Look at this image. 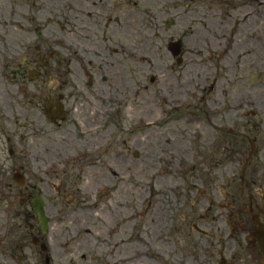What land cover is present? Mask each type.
I'll return each instance as SVG.
<instances>
[{
	"label": "rangeland",
	"instance_id": "obj_1",
	"mask_svg": "<svg viewBox=\"0 0 264 264\" xmlns=\"http://www.w3.org/2000/svg\"><path fill=\"white\" fill-rule=\"evenodd\" d=\"M40 2L41 0H0V91H3L2 87L8 92L16 88L5 75L8 69H4L3 58L6 66L11 64L8 68L13 69L26 53H31L30 49L33 50L35 45L43 43L42 38L34 34L40 22L32 20L33 10L38 9ZM49 2L55 9L62 6L61 0ZM102 2L99 6L100 27L94 28L89 36H83L82 30L86 29H83L76 19H72L70 23L61 20L65 25L63 30L57 24L58 21L41 23L46 24L45 29L53 26L59 34L74 39L79 43L80 49L95 48L94 54L98 53V56L102 55L104 58L110 57V60L115 62V66L112 65L111 68L102 62L95 65L86 64V69L92 71L87 72L82 62H75L74 65L77 67L76 71L85 70L86 74L94 75L92 86L87 88L89 91L96 89V92L105 97L123 98H129L128 94L131 93V102H128L129 107L126 105L125 110L120 112L111 106L107 113L111 116L100 118V121L93 120L95 114L91 111L89 115L84 112L83 117H78L80 126H73L70 120L62 127H56V145L49 155L35 148L38 153L35 150L24 153L23 147H34L33 137L22 143L21 130H17V135L13 132L14 118L7 116L6 119H1L0 116V264L47 262L46 254L32 243V236L27 234L31 225L38 224V220L32 209L28 210L18 198L19 187L13 181V173L15 168L21 165L24 167L27 182L44 190L42 197L48 213H58V209L54 208L57 207L56 200L63 204L62 208L66 212L73 197L76 199L73 208L75 209L77 204L80 206L78 211L70 210L66 214L64 223L57 220L50 225V264H115L112 258L108 257L112 250L115 252L118 249L114 246L115 236H109L103 230L111 226L108 213L117 217L124 215L125 211L135 215V239L138 235L135 264H211L214 251L219 249V241L216 238L223 236L221 232L225 227L224 218L219 221H213L212 217L202 220L199 213L203 209L196 205L199 199L196 192H192L193 199L180 195H187L185 189L199 184L201 178L221 179L226 171L230 175L235 173L236 164L232 162L211 170L204 169V166L197 163L198 150L195 148L199 149L196 134L202 124L200 118L206 117V102H213V98L219 101V97H224V94L241 92L244 87L249 92L252 83L259 81V78L256 74H249L246 83L239 85L237 81H232L231 77L234 75L221 70L220 59L212 57L214 51L220 52L219 45L212 53L207 51V47L210 43L216 46L219 42L228 41V28L236 24H240L237 25L240 27L247 11H252L256 20V24L247 29V34L260 36L264 45V0H184L173 8L165 5L166 0ZM233 2L236 4L233 5ZM137 4L156 8L155 16L150 18L155 25L143 24L148 18L139 10ZM159 6L161 7L158 8ZM108 17L115 20L113 26L106 24ZM168 21H175V24L167 28ZM107 32H115L116 38L107 37ZM178 40H182L183 50L176 58L168 50V43ZM124 42L138 51L147 53L144 56L152 60L150 73L147 63L138 64L132 61L130 64L117 53L114 54V50L120 49ZM45 45L50 46L47 43ZM53 46L62 56L71 57L58 44ZM259 50L258 56L262 66L264 46ZM178 58H181L180 64L177 63ZM164 62L169 68L165 67L163 71ZM262 69L264 74L263 66ZM151 74H158L159 77V74H163L167 82H159L160 77L153 83L150 80ZM83 79L91 81L88 77ZM262 83L259 93H255L261 102L260 106L248 107L250 115H253V111H256L257 115L250 119L261 122L264 121V78ZM159 85L165 87L163 93H168L169 98L178 94V102H184L175 104L180 106L163 102L159 92L156 93ZM143 95L151 97V101L142 98ZM252 101L255 102L253 98ZM67 104L72 107L73 113L77 111L75 101ZM83 105L85 109L83 102L80 107ZM100 105L108 106V102H100ZM127 108L132 109L131 117L127 114ZM148 108L154 109L156 116L162 118L161 124L155 128H147L146 123L140 122L143 116L147 115ZM108 125H111L114 131L109 135L104 132ZM128 125L135 128L134 134L127 131ZM103 144L106 145L105 150L100 148ZM10 149L14 150L15 155H10ZM114 150L128 158L119 163L117 174H109L104 168L102 173L98 165L93 168L87 166L88 163L95 162L99 154H103L102 158L105 159L104 155L111 156ZM200 153L204 155L203 152ZM63 155L70 158L69 164L65 163L60 167L58 165L57 168L68 171L71 184L77 191L58 197L49 185L54 182L53 175L48 174L51 169H46L45 166V169L38 170L37 165L38 157L46 162L48 159L56 160L57 164L59 160L65 162ZM127 164H133V169L127 170ZM102 183L104 193L99 194L98 186ZM106 188L108 190H105ZM83 191L86 192L85 199ZM89 203L95 204V209H91ZM204 204L201 200L200 205ZM25 208L30 213L26 219L20 216V212ZM221 211L214 210L215 213ZM102 218L106 219L104 224L100 222ZM194 222L200 225L210 222V230L207 229L212 233L210 237L198 234ZM217 228L223 230L220 229V232ZM212 240L216 242L213 249ZM29 244L33 246L28 248ZM141 251H146L148 255L141 258ZM6 253H14L15 260L6 259ZM19 255H23L24 259L21 260Z\"/></svg>",
	"mask_w": 264,
	"mask_h": 264
},
{
	"label": "flooded vegetation",
	"instance_id": "obj_2",
	"mask_svg": "<svg viewBox=\"0 0 264 264\" xmlns=\"http://www.w3.org/2000/svg\"><path fill=\"white\" fill-rule=\"evenodd\" d=\"M61 3L62 6L55 9L49 0H41L38 4V9L33 10V22H40L35 28L34 34L42 38V45L37 44L33 50L30 49L31 53H26L24 55L25 57L21 58V62L18 63L17 67L13 69H9L11 64L6 66L3 58L4 69H8L5 75L9 79L10 84L16 86V88H13L12 92H8L2 87L3 91H0V103H2L0 106V116L1 119H6L7 116L11 117V119L14 118L13 132L17 135V130H21L20 139L22 143L29 137H33L34 147H23L24 153L39 149L45 155H49L56 145V127H62L70 120L73 126H80V119L78 117H83L84 112H87L89 115L91 111L95 114L93 120L100 121V118L104 119L111 116V114L107 113L112 107H116L117 112H120V110L124 111L126 105L129 107L128 102H131V93L128 94L129 98L118 96L105 97L99 92H96V89L90 91L87 89L92 86L91 82H93L94 75L85 73V70L92 72L88 68L86 69V64L95 65L102 62L106 67L111 68L112 65L113 67L115 66V62L110 60V57L104 58L102 55L98 56V53L94 54L95 48L93 50L80 49L79 43L72 38L59 34V32L54 30L53 26L45 29L46 24L56 23L58 21L57 24L63 30L65 29V25L62 21L67 20V23H70L72 19H76L78 24L83 26V29H86L85 31L82 30L83 36H89L94 28L100 27L101 15L99 6L103 3L102 0H61ZM134 3H138V1H134ZM167 4L166 0L165 5L169 7ZM232 4L235 5L236 2ZM136 6L152 8V6L147 4H137ZM153 9L156 10V8ZM247 12L252 13V11ZM247 15L246 13L245 16ZM249 15L253 18V14ZM43 21L46 24H42L41 22ZM114 22L115 20L113 18L108 17L106 19L108 26H113ZM230 27L228 28V33ZM249 27L251 26L245 25L243 29V25H241V29H243L242 33L235 35V32L240 30L238 28L233 34L228 35V41L219 42L216 46H214V43H210L208 48L210 53H212L219 45L220 52L216 53L214 51L212 57L214 58L215 56L220 59L219 66L221 70L226 71L229 75H234L231 77L233 79L232 81H237L239 85L246 83V77L249 74H256L259 81L252 83L249 92L244 87L241 92L233 93L232 95L230 93L224 94V97H219V101L213 98V102H206V106L204 107L206 117L204 119H201L202 117L200 118L202 124L196 134L199 149H195L198 150L197 163L200 166H204V169L211 170L215 167L222 168L228 162H232L236 164V171L235 173L232 172L231 175L226 171L221 179L214 178L205 180L201 178L199 179V184L191 185L185 189L187 195H180V197L187 196L189 199H193V196H191L193 194L192 192H196L199 198L196 205L200 209H203L199 213L202 220L212 217L213 221H219L224 218V231H220L223 228H217L223 236L216 238L219 241V249L214 251L211 264H264V121L251 120L250 117L254 118L257 116L256 111L252 112L253 115H250L248 111L249 106L259 107L261 104L259 98L255 96V93L257 94V91L259 93V87L263 85L262 78H264L261 61L258 56V51L260 54L259 48L261 47L262 38L256 34L248 35L247 29ZM115 35V32H107L106 34L111 39L116 38ZM45 43L50 46L45 45ZM53 44H58L71 57L67 55L62 56ZM115 53L120 55L124 60H127L130 64H132V61L138 64L147 63L149 73L152 71V60L144 56L147 53L138 51L125 42L120 49L114 50ZM75 62H82L85 70H81V72L76 71L77 67L74 65ZM177 63L180 64L179 59ZM165 67L169 68L166 62L162 65L163 71ZM216 67L218 69V65ZM159 75L162 80H159V82H167L163 74ZM157 76L158 74H154L153 76L151 74L150 80L156 83L157 78L160 79ZM87 77L91 81L83 79ZM159 87L160 85L156 88V93L159 92V96L163 102L174 106H180L175 104H182L184 102L175 101L176 98H179L178 94L169 98L168 93H163L165 87L161 86L160 91H158ZM142 98H148L151 101V97H147L146 95H143ZM252 98L255 102L252 101ZM71 101H75L78 107H76L77 111L74 113L72 107L67 104V102ZM78 102L80 103L78 104ZM82 102L85 103V109L84 105L80 107ZM100 102H108V106H102ZM126 110L127 114L131 117L132 109L127 108ZM128 115L126 116L129 117ZM156 115L154 109L148 108L147 115L145 114L140 122H149L147 121L149 119L150 124L147 128H155L162 122V118ZM62 117L64 119H61ZM152 118H155V120L151 121ZM82 126L84 127V125ZM112 128L111 125H108L104 132L109 135L111 132H114ZM127 131L134 134L135 128H131L128 125ZM9 141L11 140L9 139ZM100 148H102L101 150H105L106 145L103 144ZM9 153L12 156L15 155L13 149H10ZM102 155L99 154L98 159L95 162L88 163L87 166L93 168L98 165L102 173L104 168L109 174L114 175L117 174L116 169H118L119 163L128 160L127 156L118 152V150H114L111 156L104 155L105 159L102 158ZM63 160L65 162L59 160V164H57L55 162L56 160L48 159L46 162L45 159L38 157V170L45 169V166L46 169H51L48 171V174L50 176L53 175L52 179H54V182L49 185L58 197L77 191L76 189L74 190L71 184V178L67 175L68 171L57 168L58 165L60 167L65 163L68 165L70 158L63 155ZM126 169H133V164H127ZM15 170H19L20 175L26 177L22 165L15 168ZM37 176H39L38 173ZM105 190H108V188ZM43 191L38 186L28 183L26 178L24 185L19 187L18 198L21 199L28 210L32 209L35 213L34 203L38 197H42ZM98 192L99 194L104 193V183L98 186ZM125 192H127L126 189ZM82 195L83 199H85L86 192L83 191ZM75 200V197H73L71 200L72 204L67 209V212L62 208L63 204L58 203L56 200L57 207L54 208L55 210L58 209V213L47 212L51 219V224L57 220L64 223V217H66V214L70 210L72 212L78 211L80 209L78 204L75 209L73 208V204L76 203ZM201 200L205 203L203 206L200 205ZM89 204H91V209H95V204ZM45 206L47 209V205ZM26 208L20 212L24 217L30 215ZM215 209L222 211L215 213ZM108 215V222L111 226L105 227L103 232L105 231L109 236H115L116 244L114 246L118 248L115 252L112 250L108 257H111L115 264H135L137 250L135 244L138 238V235L136 239L133 235V230H136V223H134L135 215L127 211L122 216L117 215L115 217L109 213ZM128 215L131 216L132 224L130 229L126 231V236H124L122 230L127 223L126 217ZM105 221L106 219L103 218L100 220L102 224ZM164 222L167 224L166 219H164ZM193 225L197 229L198 234L208 237L212 234L207 231V229L210 230L208 227L211 226L210 222L206 225H200L194 222ZM27 234L29 236L31 235L33 240L35 239L39 242L38 245H35L36 247H41L50 235L49 233L47 236H43L41 227L38 224L31 225ZM124 239L126 240L124 241ZM215 244L216 242L212 240V249L215 247ZM30 246L33 245H27L28 248ZM145 253L146 251H141L140 257H146L144 255ZM6 255V259L9 261H14L16 258L14 253H6ZM19 258L23 260L24 256L19 255Z\"/></svg>",
	"mask_w": 264,
	"mask_h": 264
},
{
	"label": "bare ground",
	"instance_id": "obj_3",
	"mask_svg": "<svg viewBox=\"0 0 264 264\" xmlns=\"http://www.w3.org/2000/svg\"><path fill=\"white\" fill-rule=\"evenodd\" d=\"M179 0H167V5H173V4H175V3H177ZM264 8V7H263ZM155 12V9H152L151 10V13L153 14ZM247 16L241 21V25H243V29L245 28V25H250V26H253L254 25V23H255V20H254V18H251L250 17V15L249 14H252L251 12H247ZM264 20V19H263ZM141 21V19H139V22ZM148 25L150 26V25H155L154 24V22L153 21H150V22H148ZM243 29H240V30H237L236 32H235V35H237L238 33H242V31H243ZM263 44L261 43V47H263L262 46ZM262 66H263V68H264V54L262 55ZM186 84V83H185ZM186 90H187V87L185 88ZM179 100V98H176V102ZM107 110V109H106ZM155 120V118H152L151 119V121H154ZM147 121H149L150 122V120L149 119H147ZM93 133H94V131H93ZM96 134L94 133V136H95ZM127 223L125 224V226H124V228H123V230H122V234L124 235V236H126V231L128 230V229H130V227H131V224H132V222H131V216L130 215H128L127 217ZM126 238V237H125ZM126 239H124V241H125Z\"/></svg>",
	"mask_w": 264,
	"mask_h": 264
},
{
	"label": "water",
	"instance_id": "obj_4",
	"mask_svg": "<svg viewBox=\"0 0 264 264\" xmlns=\"http://www.w3.org/2000/svg\"><path fill=\"white\" fill-rule=\"evenodd\" d=\"M178 49H179V46H176L174 50H178ZM38 212L40 214L41 224L43 225L44 228H46L47 227V219L44 216L42 207L38 208Z\"/></svg>",
	"mask_w": 264,
	"mask_h": 264
}]
</instances>
